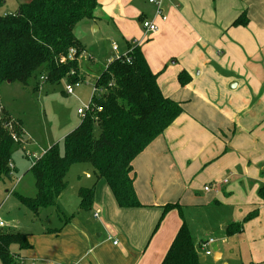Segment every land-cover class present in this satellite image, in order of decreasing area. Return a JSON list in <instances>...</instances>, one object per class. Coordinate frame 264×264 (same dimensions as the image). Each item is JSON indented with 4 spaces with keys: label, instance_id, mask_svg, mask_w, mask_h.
Instances as JSON below:
<instances>
[{
    "label": "crops",
    "instance_id": "obj_1",
    "mask_svg": "<svg viewBox=\"0 0 264 264\" xmlns=\"http://www.w3.org/2000/svg\"><path fill=\"white\" fill-rule=\"evenodd\" d=\"M137 2L100 0L98 33L120 36L124 53L127 43H136L163 95L184 108L133 162L142 207H119L99 180L90 207L79 204L61 212L58 226L26 232L30 248L12 249L14 262L161 264L183 222L174 211L164 214V207L178 204L204 212L198 234L188 223L202 264L210 257L211 264H264V202L258 196L264 185V0H165L168 19L158 21L153 35L141 23L155 7L148 0L135 8ZM242 16L247 23L233 25ZM183 71L191 77L186 91L178 82ZM254 209L257 215L244 222ZM219 227H232L234 235L216 241ZM209 239L215 242L202 249Z\"/></svg>",
    "mask_w": 264,
    "mask_h": 264
},
{
    "label": "trees",
    "instance_id": "obj_2",
    "mask_svg": "<svg viewBox=\"0 0 264 264\" xmlns=\"http://www.w3.org/2000/svg\"><path fill=\"white\" fill-rule=\"evenodd\" d=\"M100 0H29L11 15L0 14V85L38 84L51 86L66 81L69 85L87 82L80 73L86 46L76 36L83 24L97 25ZM5 0H0V9ZM143 21V20H142ZM245 16L233 25H245ZM128 44L127 56L109 61L94 83V92L81 124L63 140L64 152L54 145L38 158L30 172L35 181L36 195L25 197L13 193L36 216L48 207H57V200L68 188L67 175L74 164H90L97 181L110 187L119 207L139 208L142 204L135 191L136 175L133 162L153 141L184 112L183 104L163 95L158 74L137 45ZM74 51L69 59L70 51ZM89 56V60H92ZM45 77L43 82L41 78ZM182 88L191 77L178 75ZM38 92V90H35ZM0 184L11 178L14 155L25 148L22 122L9 116L0 103ZM98 133V134H97ZM96 188L80 189L81 206L93 203ZM264 202V185L259 189ZM181 209L178 204L164 207V214ZM257 215L254 209L244 222ZM241 225V224H240ZM237 225V232L240 231ZM233 227V226H232ZM232 227L229 228L230 233ZM30 248L23 233L0 230V262L15 264V252ZM192 234L183 220L161 264H202Z\"/></svg>",
    "mask_w": 264,
    "mask_h": 264
},
{
    "label": "rangeland",
    "instance_id": "obj_3",
    "mask_svg": "<svg viewBox=\"0 0 264 264\" xmlns=\"http://www.w3.org/2000/svg\"><path fill=\"white\" fill-rule=\"evenodd\" d=\"M137 1L135 8L137 5L143 6L148 2V0ZM26 2L29 0H5V4L0 9V14L11 15L15 13L19 5ZM165 7L166 4L164 9ZM102 20L106 22L107 18L102 17ZM135 23L137 24V20ZM82 25L84 23L76 29V36L87 49V53L82 55L80 61V73L87 75V82L80 84L77 88L74 87V95L65 93L66 81L54 86L41 83L38 84L39 88H35V81L31 83L30 87H24L18 83L0 85L2 107L9 116L22 122L23 135L28 137L27 140L24 139L25 148L14 155V169L11 178L0 184V222L3 223L0 230L2 231L25 234L36 228L58 226L61 212H70L81 204L78 196L80 189H89L94 186L97 188L98 181L93 175L91 165L78 163L74 164L68 172L67 181L69 185L57 200V207L44 208L36 216L13 194L15 192L30 198L36 195L35 181L30 169L35 161L52 146L58 145L61 152H64V138L75 130L83 120V117L79 116L78 110L89 108L95 81L109 60L116 56L112 51V42H118L120 54L124 53L125 43L120 36L107 37L104 31L100 33L94 31L95 26L92 27L91 24ZM102 25L105 24L102 23ZM110 29L115 31L112 24H110ZM115 34L118 33L115 31ZM196 38L197 46H202L197 42L200 36L197 35ZM89 56L93 57L91 61ZM168 62V65L171 66V60ZM181 91H186V88H181ZM185 100L191 102L189 97H186ZM90 173H92V178L88 177ZM232 182L230 180V183ZM172 211L176 212L180 220H185L187 225L188 223L192 224L194 234L201 231L199 223L201 220L203 221L204 212H191V210H184L182 207ZM208 229L212 231V229ZM217 230L219 232L212 235L216 241L223 236L234 235L229 230H224L223 227H219ZM12 249L15 252L20 251L16 246H13ZM212 259L213 257L208 258L206 264H211Z\"/></svg>",
    "mask_w": 264,
    "mask_h": 264
},
{
    "label": "built area",
    "instance_id": "obj_4",
    "mask_svg": "<svg viewBox=\"0 0 264 264\" xmlns=\"http://www.w3.org/2000/svg\"><path fill=\"white\" fill-rule=\"evenodd\" d=\"M164 2L165 0H149V3L154 5L155 7V12H154V15L151 19L149 20H143L141 25H142V28L145 32L146 35H153V34H156L159 32V25H158V21H167V16L164 12ZM112 49H113V52L116 54L115 58L114 59H120L122 57H126V59H128L129 61V57L127 56V53H123V54H120V48H119V45L116 44V43H113L112 44ZM73 55H74V51H70L69 53V59H72L73 58ZM46 78L45 77H42L41 78V81H45ZM80 84H76V85H69L67 84L66 88H65V93L67 95H73L74 94V87L77 88L79 87ZM89 110V108L87 109H79L78 110V114L81 116V117H85L86 115V112ZM0 112H1V108H0ZM12 169H13V166L11 165L10 166ZM224 183L226 184L227 183V180L224 181ZM212 187L211 186H206L204 188V190L206 192L210 191ZM97 216V215H96ZM0 227H3V223L0 222ZM215 241L213 239H209L208 241L204 242L201 244V248L202 249H206L209 245L213 244ZM116 244V243H115ZM212 253L210 251H206V255L209 256L211 255Z\"/></svg>",
    "mask_w": 264,
    "mask_h": 264
},
{
    "label": "water",
    "instance_id": "obj_5",
    "mask_svg": "<svg viewBox=\"0 0 264 264\" xmlns=\"http://www.w3.org/2000/svg\"><path fill=\"white\" fill-rule=\"evenodd\" d=\"M98 30H99V29H98V27H97V26H95V27H94V31H98ZM24 139L26 140V139H27V137H26V136H24ZM199 262H200V263H203V262H204V259H203V258H200Z\"/></svg>",
    "mask_w": 264,
    "mask_h": 264
}]
</instances>
